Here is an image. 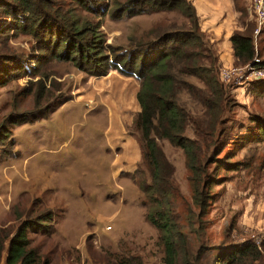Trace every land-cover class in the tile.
Returning <instances> with one entry per match:
<instances>
[{
	"label": "rangeland",
	"instance_id": "rangeland-1",
	"mask_svg": "<svg viewBox=\"0 0 264 264\" xmlns=\"http://www.w3.org/2000/svg\"><path fill=\"white\" fill-rule=\"evenodd\" d=\"M84 2L90 11L77 0H55L79 25L86 21L89 29L101 35L115 52L129 51L133 42L153 38L155 31L190 27L179 9L157 4L154 8L150 0ZM237 3L241 6L240 0ZM250 9L243 17L240 14L244 29L257 25ZM3 21L13 23L10 18ZM203 32L213 44L210 35ZM253 36L260 52L258 58L263 59L264 25ZM0 39L3 53L16 60L13 65L8 61L12 68L6 71V83L0 84V127L10 131L5 144L0 145V227L13 234L24 220L52 210V221L45 223L52 226L49 233L54 232L27 231L30 247L39 253L38 264L45 259L47 264H102L106 260L103 250H116L119 239L123 240L122 248L140 255L144 264H163L158 231L145 219V208L140 203L144 193L132 174L126 173L133 162L132 147L119 155V142L134 144L137 134L133 125L129 127L134 109L129 103H121L122 91L102 93L103 77L91 76L70 62L43 56L36 39L21 30L10 31ZM233 66L231 79L224 82L231 105L225 126L230 140L225 141L222 150L208 156L207 169L212 170V161L217 160L239 164L234 170L218 166L210 196L202 202L203 214L194 202L182 150L162 143L176 168L174 181L179 193L173 208L185 233L190 223L195 229L187 234L186 242L192 257L199 255L192 264H217L216 255L222 246L264 237V231L246 226L256 217L257 222L264 221V136L252 142L241 136L258 130L256 119L264 122V69L263 75L256 77L249 65L235 60ZM63 96L68 100L48 117L12 123L16 115L34 110L38 97L43 107ZM7 244L8 240L0 264H5ZM253 264H264V249Z\"/></svg>",
	"mask_w": 264,
	"mask_h": 264
},
{
	"label": "trees",
	"instance_id": "trees-1",
	"mask_svg": "<svg viewBox=\"0 0 264 264\" xmlns=\"http://www.w3.org/2000/svg\"><path fill=\"white\" fill-rule=\"evenodd\" d=\"M157 5L177 8L189 21L190 27L156 32L153 38L137 40L129 51L115 52L114 47L89 29L86 21L79 25L77 20L55 4V0H0V37L13 30L28 33L37 41L43 56L57 61L70 62L78 70L91 76L102 77L111 70L124 76L135 77L140 87L137 102L140 110L135 114L132 125L141 148L142 159L131 175L144 193L140 201L145 208V219L158 231L157 242L163 247V264H192L199 255L192 257L187 250V234L194 232L190 223L185 233L180 216L174 210V197L179 193L175 179V164L167 157L163 142L182 150L185 166L190 172L189 181L194 193V202L205 211L203 200L210 196L209 190L215 182L214 173L218 166L234 170L239 163L215 162V167L207 169L208 156L216 154L230 140L225 129L230 112V97L226 84L220 76L221 65L212 43H209L199 25V17L189 0H150ZM235 5L242 17L245 9ZM83 9L90 11L89 4L77 0ZM141 10L136 11L139 14ZM10 18L13 23L3 20ZM244 22V21H242ZM244 24V23H243ZM255 25H247L243 31H235L230 37L233 55L239 63L264 69V58H258L253 31ZM0 84L16 62L3 53L0 39ZM42 55L40 57H43ZM259 60L256 62L254 58ZM9 62H11L9 66ZM20 69V68H19ZM2 76V77H1ZM190 78V79H189ZM43 105L36 99L35 109L13 117L12 123H26L46 118L61 102ZM40 107V109L38 108ZM258 130L250 134L248 142L261 141L264 136V122L256 119ZM10 131L0 127V145H4ZM145 166V170L142 168ZM217 166V167H216ZM145 172L147 176L145 177ZM142 176L141 178L138 176ZM53 211L47 210L33 219L24 220L12 234L0 227V263L8 240L5 264H38L39 253L30 247L28 229L49 233ZM198 216L200 214L198 213ZM54 230L51 231V233ZM49 233V234H51ZM123 240L116 243L114 251L103 250L106 254L102 264H144L140 255L122 248ZM90 247H88L89 249ZM216 249V246L212 247ZM264 237L257 244L254 239L233 242L222 246L217 255V264H253L262 257ZM202 245H200V250ZM45 259L43 264H47ZM99 264V263H97Z\"/></svg>",
	"mask_w": 264,
	"mask_h": 264
},
{
	"label": "crops",
	"instance_id": "crops-1",
	"mask_svg": "<svg viewBox=\"0 0 264 264\" xmlns=\"http://www.w3.org/2000/svg\"><path fill=\"white\" fill-rule=\"evenodd\" d=\"M194 8L196 10V14L199 17V25L200 28L207 32L208 35L212 38L213 46L218 53L219 62L222 68L232 69L234 68L233 62H235V57L233 55V48L230 41V37L235 31H242L244 29L242 23H240V14L241 12L235 5L234 0H191ZM241 6L248 11L251 8V0H240ZM252 10V9H250ZM233 66V67H232ZM116 70H111L104 78L103 86L100 87L102 93L106 95H111L115 93V91H122V99L121 103H129L132 106L133 115L131 119L132 121L135 114L140 110L138 102L133 104V102L137 101V92L140 87L139 81L135 77L124 76V75H115ZM105 88H107L105 90ZM129 129H127L128 131ZM126 134V129L124 131ZM134 144L132 142H119V145L124 149L123 151L120 148H117L120 156L125 155L127 152L128 146L132 147V165L130 169L126 171L127 174H133L136 169V164L141 161V148L139 145V141L135 135ZM130 144V145H129ZM134 163V164H133ZM263 215V214H260ZM258 220L256 217L253 222L249 220L246 223L247 229H255L258 231H264V221ZM256 220V221H255Z\"/></svg>",
	"mask_w": 264,
	"mask_h": 264
},
{
	"label": "built area",
	"instance_id": "built-area-1",
	"mask_svg": "<svg viewBox=\"0 0 264 264\" xmlns=\"http://www.w3.org/2000/svg\"><path fill=\"white\" fill-rule=\"evenodd\" d=\"M251 8L254 13V19L257 22V25L253 31V33L258 34L264 25V0H251ZM259 59L257 57L254 58V61H258ZM249 65V64H248ZM249 67L252 70V74H254L256 77L263 75V69L256 68L252 65H249ZM235 71V68L232 69H226L222 68L220 71V76L224 82H227L231 79L232 73ZM107 229L110 228V226L106 227ZM254 241L259 244L261 240L254 239Z\"/></svg>",
	"mask_w": 264,
	"mask_h": 264
}]
</instances>
